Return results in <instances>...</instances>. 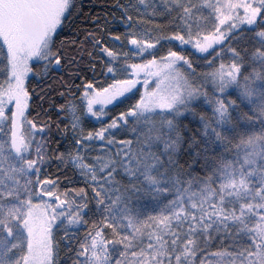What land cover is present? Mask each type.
I'll list each match as a JSON object with an SVG mask.
<instances>
[{
  "label": "snow or ice",
  "instance_id": "1",
  "mask_svg": "<svg viewBox=\"0 0 264 264\" xmlns=\"http://www.w3.org/2000/svg\"><path fill=\"white\" fill-rule=\"evenodd\" d=\"M0 264H264V0H0Z\"/></svg>",
  "mask_w": 264,
  "mask_h": 264
},
{
  "label": "trees",
  "instance_id": "2",
  "mask_svg": "<svg viewBox=\"0 0 264 264\" xmlns=\"http://www.w3.org/2000/svg\"><path fill=\"white\" fill-rule=\"evenodd\" d=\"M99 2H100V3H103V2H104V0H99Z\"/></svg>",
  "mask_w": 264,
  "mask_h": 264
}]
</instances>
